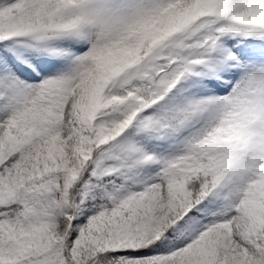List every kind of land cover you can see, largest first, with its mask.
Masks as SVG:
<instances>
[{
  "label": "snow or ice",
  "instance_id": "1",
  "mask_svg": "<svg viewBox=\"0 0 264 264\" xmlns=\"http://www.w3.org/2000/svg\"><path fill=\"white\" fill-rule=\"evenodd\" d=\"M0 264H264V0H0Z\"/></svg>",
  "mask_w": 264,
  "mask_h": 264
}]
</instances>
